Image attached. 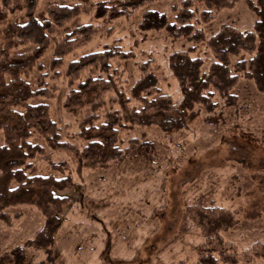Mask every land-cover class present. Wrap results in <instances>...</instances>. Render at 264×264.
Returning <instances> with one entry per match:
<instances>
[{
	"label": "rangeland",
	"instance_id": "374dc122",
	"mask_svg": "<svg viewBox=\"0 0 264 264\" xmlns=\"http://www.w3.org/2000/svg\"><path fill=\"white\" fill-rule=\"evenodd\" d=\"M80 1L39 0L34 15L42 21L49 6L72 5ZM89 1L95 4L109 0ZM180 2L152 0L115 20L107 26L112 32H98L67 54L62 66L55 69L59 76L53 77L54 70H50L49 62L57 37L84 24L102 26L103 21L95 19L90 10L55 30L48 49L38 60L43 66L42 71L34 68L26 80L33 90L39 80L55 86L50 97L36 96L29 102L47 105L63 141L77 146L82 144L74 136L81 120L91 112L88 107H79L71 113L63 107L70 88L64 75L66 65L72 59L100 51L105 46H119L133 54L130 59L113 58L110 62L121 71L124 89L141 75L139 65L149 61L161 92L168 94L174 103L180 100L179 87L168 68V59L173 52L186 50L192 43L183 37L173 38L164 30L138 29L144 11L165 12L173 20L171 7ZM195 7L197 10L202 8L200 5ZM213 15L205 23L194 22L195 27L203 31L204 41L195 44L191 56L202 59V71H206L213 60L206 45L209 37L226 25L241 31L252 30L255 21L247 0H235L231 6L213 11ZM8 20L24 22V11H15ZM4 27L5 24L0 25V47ZM31 47V44H21L12 52ZM247 56L241 53L233 60ZM41 73L44 76L39 79ZM231 93L236 96L235 104L227 106L214 93L213 110L207 111L196 105V116L181 130L164 132L154 125L120 129L118 142L122 149L131 145L130 139L152 143L147 159L126 156L104 167L84 168L80 174L68 153L44 147L43 139L34 135L30 141L44 147V153L33 160L38 171L57 177L70 174L81 187L64 192L72 204L61 214L62 221L49 252L28 246L24 264L191 263L195 261L196 247L204 237L187 213L188 207L201 195L205 203L212 202L232 215L233 223L221 232V237L232 243L240 256L235 264H243L244 252L254 244L264 243V192L260 186V178L264 175V92L258 91L251 80L240 76ZM109 106L108 102L98 110L100 117ZM2 143L3 132L0 130V145ZM60 167L62 173L58 171ZM6 212L9 222L6 224L0 219V258L13 247L26 246L44 225L43 215L33 206L18 205ZM216 264L224 263L218 260ZM248 264H264V258Z\"/></svg>",
	"mask_w": 264,
	"mask_h": 264
},
{
	"label": "trees",
	"instance_id": "16d2710c",
	"mask_svg": "<svg viewBox=\"0 0 264 264\" xmlns=\"http://www.w3.org/2000/svg\"><path fill=\"white\" fill-rule=\"evenodd\" d=\"M38 1L0 0V25L5 24L0 47V130L3 132L0 145V219L7 224L10 219L7 209L29 205L40 211L44 225L26 246H16L3 253L0 264H24L28 246L49 252L62 221L61 214L67 212L72 204L64 192L81 187L70 174L57 177L38 171L33 160L44 153L45 146L52 151L68 153L76 164L77 174L84 168L104 167L126 156L147 159L152 143L130 139L131 145L122 149L118 142L120 129L153 125L164 132L184 129L196 116V105L207 111L213 110L214 93L227 106L235 104L236 96L231 90L240 76L251 80L258 91L264 92V0H247L255 15L252 30L241 31L226 25L206 40L213 57L206 71H202V59L191 56L195 44L204 41L203 31L197 29L194 22L209 21L214 16L213 11L231 6L235 0H181L171 7L173 20L165 12L148 9L138 23V29L142 31L164 30L173 38L183 37L192 43L186 50L173 52L168 59V68L179 87L180 100L174 103L168 94L161 92L158 78L149 68V61L139 65L141 75L128 89H124L121 71L110 62L113 58L130 59L133 54L119 46H105L100 51L72 59L66 65L64 75L70 88L63 107L71 113L79 107H88L91 112L81 120L74 136L82 144L77 146L63 141L56 123L49 116L47 105L29 102L36 96L50 97L55 86L39 80L33 90L26 80L34 68L42 71L43 66L38 60L48 49L50 36L57 28L90 10H93L95 19L103 21L102 26L84 24L57 37L49 62L55 77L59 76L55 69L62 66L64 57L77 46L98 32H112L108 25L152 0H109L95 4L81 0L72 5H52L42 21L34 15ZM196 5L202 8L197 10ZM19 9L24 11L25 21H7L8 16ZM21 44H31L32 47L13 53ZM241 53L248 56L233 60ZM43 76L41 73L39 79ZM108 102L109 108L100 117L98 110ZM34 135L43 139L44 147L30 141ZM61 170L60 167L58 171L62 173ZM260 183L264 192V175ZM203 199V195L199 196L197 202L188 207L187 214L201 230L204 241L196 247L195 261L179 264H216L218 260L224 264L237 263L240 256L234 245L221 237V232L231 227L232 215L212 202L205 203ZM244 253L243 264L264 258V243L254 244Z\"/></svg>",
	"mask_w": 264,
	"mask_h": 264
}]
</instances>
